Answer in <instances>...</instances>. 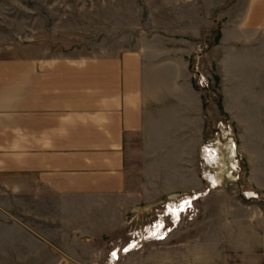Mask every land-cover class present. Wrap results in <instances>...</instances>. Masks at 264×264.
Masks as SVG:
<instances>
[{
  "label": "crops",
  "instance_id": "0c3cea01",
  "mask_svg": "<svg viewBox=\"0 0 264 264\" xmlns=\"http://www.w3.org/2000/svg\"><path fill=\"white\" fill-rule=\"evenodd\" d=\"M196 47L83 56L34 41L0 54V264H108L129 240L115 264H264V96L244 90L264 87L260 0L208 50L235 87L224 111L249 134L241 195L200 173Z\"/></svg>",
  "mask_w": 264,
  "mask_h": 264
},
{
  "label": "rangeland",
  "instance_id": "374dc122",
  "mask_svg": "<svg viewBox=\"0 0 264 264\" xmlns=\"http://www.w3.org/2000/svg\"><path fill=\"white\" fill-rule=\"evenodd\" d=\"M248 5L250 0H0V54L7 47L40 41L72 55H108L184 38L186 47L197 46L190 70L205 103L200 173L215 176L219 186L231 183L241 195L246 164L238 153L239 136L249 134H240L237 120L230 121L224 111L221 92L229 94L235 87L221 81L216 57L208 50L218 42L223 23L239 19ZM260 59L264 62V0H260ZM260 74L264 79V72ZM244 90L253 98L264 96L262 86ZM245 119L247 126H256L255 119L251 124ZM257 199L260 201L259 196ZM172 209L176 212L178 207ZM171 223V219L166 221L167 225ZM143 228L138 230L140 239L144 237ZM122 248L109 252L108 259L114 250L119 251V257L108 264L120 259L125 252Z\"/></svg>",
  "mask_w": 264,
  "mask_h": 264
},
{
  "label": "built area",
  "instance_id": "2783aa9c",
  "mask_svg": "<svg viewBox=\"0 0 264 264\" xmlns=\"http://www.w3.org/2000/svg\"><path fill=\"white\" fill-rule=\"evenodd\" d=\"M188 202V203H187ZM191 205V201H190V199H184V200H182V201H180L176 206L177 207H184V206H190ZM166 208H168L167 206H166ZM153 225H155V224H153ZM151 231V230H150ZM150 231H147L145 234H144V236H149L150 234H151V232ZM133 232H135V234H137L138 235V232L137 231H133ZM132 232V233H133ZM163 235L164 234H158V235H156L155 237L156 238H161V237H163ZM137 243V241L136 240H131L127 245H125L123 248H122V251H126V249H127V247L128 246H134L135 244ZM118 257H119V255H118V252H117V250H114V251H112L111 252V257L109 258V260H117L118 259Z\"/></svg>",
  "mask_w": 264,
  "mask_h": 264
},
{
  "label": "trees",
  "instance_id": "16d2710c",
  "mask_svg": "<svg viewBox=\"0 0 264 264\" xmlns=\"http://www.w3.org/2000/svg\"><path fill=\"white\" fill-rule=\"evenodd\" d=\"M198 54V52H193L192 54H191V56H190V64H191V62L193 61V57H195L196 55ZM193 84H194V81H193ZM194 87H195V84H194ZM196 88V87H195ZM197 89V88H196ZM204 104V107H205V103H203Z\"/></svg>",
  "mask_w": 264,
  "mask_h": 264
},
{
  "label": "bare ground",
  "instance_id": "6f19581e",
  "mask_svg": "<svg viewBox=\"0 0 264 264\" xmlns=\"http://www.w3.org/2000/svg\"><path fill=\"white\" fill-rule=\"evenodd\" d=\"M182 209H184V207ZM173 212H174V210H173Z\"/></svg>",
  "mask_w": 264,
  "mask_h": 264
}]
</instances>
